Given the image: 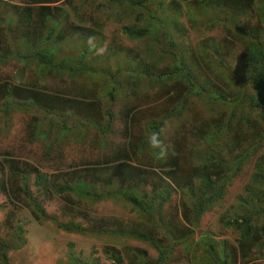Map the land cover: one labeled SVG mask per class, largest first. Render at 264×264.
I'll use <instances>...</instances> for the list:
<instances>
[{"label":"trees","instance_id":"obj_1","mask_svg":"<svg viewBox=\"0 0 264 264\" xmlns=\"http://www.w3.org/2000/svg\"><path fill=\"white\" fill-rule=\"evenodd\" d=\"M77 2L0 0V44L17 31L24 41L21 45L35 49L31 55L36 70H48L52 79L68 82L63 89L49 84L25 89L1 82V137L11 132L14 113L37 111L42 118L31 117L28 141H39L52 152L68 137L84 145L92 130V146L107 151L89 168L74 161L71 170L50 177L35 171V187L43 193L32 188L25 171L4 155L11 170L2 171L0 194L15 208L3 205L8 212L4 239L0 235V264H12L9 252L25 243L24 212L38 221L51 220L66 233L96 237L108 231L99 222L92 224L83 206L109 201L135 214L131 221L113 223L109 235L146 244L155 257L141 248H126L107 250V259L113 264H172L178 249L186 254L180 247L188 238L187 225L198 227L243 174L250 176L236 198L233 215L222 216L220 223L236 234L235 243L206 232L204 254L208 264H264V0H160L144 25H138L143 19L141 10H147L153 0ZM87 6H93L105 20L122 24L134 15L132 25H122L121 33L132 41L151 44L143 53L152 62H145L139 53L126 61L114 52L113 72L89 67L86 57L98 46L87 40L103 22L98 16L83 15ZM122 7L128 11L121 19L115 20L114 13L108 12ZM68 12L80 23L64 31V14L71 16ZM196 29L205 33L196 49L179 48V39L187 44L189 30ZM218 29L222 36L211 35ZM31 34L38 40L29 39ZM71 34L82 43H72L70 49H81L70 57L72 67L66 66L64 75L55 58V45H64L65 36ZM9 54L0 53V64ZM146 90L152 95L144 94ZM148 96L169 100L166 109L146 108ZM119 117L123 137L112 130ZM51 196L63 200L60 211L67 222L47 215L43 204ZM173 196L178 198L180 219L185 223L181 230L166 220ZM75 215L83 224L73 221ZM70 262L87 264L78 258Z\"/></svg>","mask_w":264,"mask_h":264},{"label":"rangeland","instance_id":"obj_2","mask_svg":"<svg viewBox=\"0 0 264 264\" xmlns=\"http://www.w3.org/2000/svg\"><path fill=\"white\" fill-rule=\"evenodd\" d=\"M16 4H23L24 0H10ZM28 2L30 0H27ZM76 1V4L79 2ZM160 0H153L149 4L147 10H141L143 19L138 22V25H144L147 21L149 13L151 14L154 7ZM169 1V0H166ZM80 4V3H79ZM68 9V8H64ZM71 11V10H70ZM114 13V19H121V15H125L128 11L124 7L122 8H112L108 12ZM70 17L67 16V13L64 14L65 24L63 26L64 31L70 30L72 26H76L80 22L72 17V12ZM94 7L87 6L82 14L85 16H98L103 22L100 29L92 30L93 34L91 37H88L87 43L92 46H98L95 53L86 57V63L89 67H92L97 70H107V68L114 71L115 64L117 63L113 56L114 52H119L122 55V59L126 61L130 60L132 55L139 53L141 58L144 61L152 62L151 59L143 53L147 49V44L144 45L140 40L132 41L125 37L121 33V26L124 24L132 25L134 22V15L126 23L123 21V24L115 21H107L102 14H96ZM95 14V15H94ZM161 18V17H159ZM181 19L185 22L183 16ZM208 21V19H205ZM180 21V18H179ZM147 24V22H146ZM203 29V26L202 28ZM189 30V40L187 44H183V39L181 41L179 48L189 50L191 48L197 47V44L202 42L205 33L201 31L197 32ZM63 33V32H59ZM45 34V31H44ZM7 38L3 39V42L0 44V53H10V58L3 64H0V83L1 82H11L20 88L27 89L32 85H54L59 86L60 88H65L68 85V82H59L58 80L52 79V75L45 72H38L35 68L37 65L35 59L32 57L31 53L34 51V48H30L27 44L21 45V42H24L21 36L17 35V31L9 33ZM29 39H36L33 37ZM207 35V34H206ZM211 35L213 36H222L221 31L214 30ZM14 38V39H13ZM13 39V40H12ZM38 40V39H36ZM72 43H78L81 45V40L77 38L76 35L71 34L67 35L64 38V45H55L56 54L55 58L58 60L63 69V74L65 75L68 71L65 69L66 66H71L72 64L70 57L72 55L77 56L80 49L71 50ZM63 49V50H62ZM16 52H20V56L26 57V59H21L16 56ZM125 58V59H124ZM137 61H134L136 65ZM229 62V60H228ZM144 64V63H143ZM142 65V64H141ZM90 86V85H89ZM98 86V84L96 85ZM95 86H90V89L95 90ZM145 90V88H143ZM142 89L140 91H143ZM144 94L152 95L150 90H146ZM179 95L171 98L172 100L178 97ZM150 100L145 104L146 108L157 107L159 110H165L167 107L166 98L155 99L154 96H148ZM192 102V100H189ZM194 109V105H190ZM119 104L115 108H120ZM33 113V114H32ZM32 113H14V116L10 120V131L7 138L1 137L0 133V176L4 174L2 171L10 172L9 164L5 163L4 155H8L5 159L14 160L22 171H25V174L29 177V184L32 188L35 187V171H38L40 174L47 175L48 177L56 175L57 173L71 170L74 161H80L85 166L92 167L94 164H97L99 160H102L104 153L107 151H102L99 149L97 144L92 146L93 135L92 130H89L87 138L84 140V145H81L79 142L69 139L64 140L57 145L55 150L52 152L48 151L39 141H28L26 138L27 127L30 128V121L32 116L37 118H42L41 113L33 111ZM185 121V120H181ZM41 122H45L41 119ZM182 122V123H183ZM122 118L119 117L116 119V122L113 123V131L118 134V137H123L122 133ZM96 134V133H95ZM21 139V140H19ZM97 140V139H96ZM80 144V145H79ZM102 157V158H101ZM254 160H252L253 164ZM99 163V162H98ZM34 169V170H33ZM243 174V173H242ZM241 174V175H242ZM250 176V175H249ZM248 174H243L241 177L234 182L233 186L228 190V193L225 199L222 201L221 205L214 207L211 211L205 214L201 219L200 225L192 229V226L187 225V235L188 238L184 241L181 249H186V254L181 255L179 249L176 252L172 259V264H208V260L204 254L203 241L206 238V232H211V236L218 240L226 239L234 244L235 239L237 238L236 234L225 230L221 226V217L233 215V209L236 207V198L243 192L244 186L248 183L249 179ZM39 192H42L40 187L36 188ZM43 193V192H42ZM52 197V196H51ZM177 197L173 196L172 203L166 210V220L172 221V223L179 228L180 230L184 227L185 223L180 219L181 211L177 207ZM8 203L12 209L15 208V203L11 204L8 199L3 197L0 194V204ZM44 209L47 215L58 219L60 222H67L68 217H62L60 207L64 205L63 200L59 198H54L44 202ZM83 210L87 211V214H90V222L93 224L99 222L102 224L105 230L107 229V234H98L96 237L91 235H78L71 234L58 229L56 225L51 220L39 221L36 222L33 220L29 212H24L23 220L28 222L25 225V245L14 249L9 252V260L12 264H71L70 259L78 258L79 261L87 264H113L110 260L107 259L105 252L107 250H115L116 252H122L127 250L126 248H141L146 250L150 256L155 257V252L148 245L131 240L129 238H121L117 236L109 235V232L114 230L115 225L121 222H127L134 219V213L129 211V209L124 207H119L118 205L112 202H102L93 207L83 206ZM86 208V209H85ZM4 214L7 213L6 208H1ZM85 214V213H84ZM73 218V221L83 224L82 218L77 217ZM2 214L0 213V218ZM93 217V218H91ZM115 225H114V224ZM91 224V225H92ZM1 233H4L0 231ZM187 259L185 261L184 259Z\"/></svg>","mask_w":264,"mask_h":264},{"label":"clouds","instance_id":"obj_3","mask_svg":"<svg viewBox=\"0 0 264 264\" xmlns=\"http://www.w3.org/2000/svg\"><path fill=\"white\" fill-rule=\"evenodd\" d=\"M201 65V64H200ZM4 197V196H3ZM7 199V198H6ZM4 204H6V203H1L0 204V213L2 214V217L0 218V231H2V232H5V229H4V220H5V217H6V214H4V212L1 210V208H6L7 209V212H8V206H3ZM33 218V217H32ZM33 220H35L34 218H33ZM36 222H39L38 220H35ZM28 221L27 220H25V223L24 224H22L21 225V228L24 230V233H23V235H22V237L24 238V240H25V236H24V234H25V225H26V223H27ZM0 235L3 237V239H4V233H1L0 232ZM23 244V243H22ZM25 245V243L22 245V246H24ZM21 246V247H22Z\"/></svg>","mask_w":264,"mask_h":264}]
</instances>
